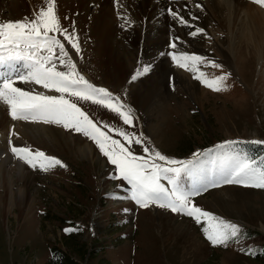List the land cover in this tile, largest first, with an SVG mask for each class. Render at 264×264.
Returning <instances> with one entry per match:
<instances>
[{
    "label": "rangeland",
    "instance_id": "1",
    "mask_svg": "<svg viewBox=\"0 0 264 264\" xmlns=\"http://www.w3.org/2000/svg\"><path fill=\"white\" fill-rule=\"evenodd\" d=\"M139 1L135 0V4ZM186 2L189 6H178L174 10L178 9L191 27L182 26L168 14L169 19L163 25L169 31L179 27L184 35L176 41L175 48H170L175 36L165 33L166 42L147 53L148 56L156 55L163 60L162 63L151 64L150 71L134 82L129 81L137 69L135 34L131 25L121 27L124 22L116 23V37L126 46L130 62H133L125 85L107 79L105 72L85 56L90 39L84 34L79 35L75 29L79 55L63 36L58 35L57 38L69 50L76 70L93 85L104 87L120 97L122 103L131 109L133 125H124L118 114L90 101H77V105L102 130L107 131L103 129V124L107 123L136 135L142 134L150 147L176 160L190 159L193 153H207L209 149L216 152L215 145L224 141L237 143L230 149L219 151L246 153L253 159L264 158V144L251 143L264 141V36L258 42L259 46L256 44L261 50L259 59V53L254 52L251 44L236 41L234 49L239 50L231 55L230 66L226 67L220 63L223 56L214 47L215 41L205 35L204 29L210 31L222 47L227 45L226 31L214 21L207 6L196 0ZM261 9L264 14V7ZM91 14L89 11L88 18ZM26 17L33 16L22 15L18 19ZM88 22L89 19L83 33H88ZM72 24L71 21L69 27ZM197 27L203 32L189 35ZM261 31L264 34V19ZM249 51L252 52L249 54ZM168 52L205 59L194 65L197 72H193L191 62L189 68H181L167 55ZM142 57L139 56V61L143 60ZM208 60L221 67H214ZM56 64L58 70H65L58 61ZM163 65L170 70L159 72ZM171 69L184 75L173 74ZM198 73H204L209 80L224 73L228 75L221 90L214 91L194 78ZM156 78H159V88H141L146 80ZM195 90L198 99L194 101L190 93ZM52 91V95H59ZM135 93L146 97L145 108L134 102ZM7 115L13 123H44L13 119L9 113ZM55 125L65 138L64 151L54 149L52 145L43 148L35 142L20 146L32 151L41 150L66 165L54 166L47 171L38 166L30 167L12 153L11 146H18L19 134L13 129L4 134L6 143L0 146V163L8 152L12 161L26 165L31 180L26 185L27 200L23 207L15 197L25 184L14 180L11 188L13 201L9 204L7 191L0 182V264H264V189L235 183L220 184L192 198L198 207L218 220L239 226L237 237L214 246L204 235L203 220L197 224L187 215L173 213L155 204L142 208L128 199L126 182L109 178L110 173L114 174L115 166L100 153L94 141L82 132L65 129L62 124ZM110 134L122 139L114 132ZM75 137H81L88 144L92 151L90 158L80 156ZM134 152L144 155L138 145H134ZM210 159L208 154L202 156L199 167H206ZM14 170V164L7 165V174L14 176ZM162 182L166 184V181ZM180 182L187 185L190 177L182 174ZM65 228L78 230L66 233Z\"/></svg>",
    "mask_w": 264,
    "mask_h": 264
},
{
    "label": "snow or ice",
    "instance_id": "2",
    "mask_svg": "<svg viewBox=\"0 0 264 264\" xmlns=\"http://www.w3.org/2000/svg\"><path fill=\"white\" fill-rule=\"evenodd\" d=\"M264 7V0H253ZM46 7H40L33 13L32 18L23 20H5L0 22V101L8 106L9 115L13 119L43 121L44 123L62 124L65 129H74L89 137L100 153L114 165V174L110 179H122L126 182L128 199L139 207L155 204L176 214L187 215L197 224L203 220L204 235L212 245L224 244L230 238L237 237L239 226L234 223L217 219L208 211L198 207L193 197L220 184H239L245 187L264 189V158L253 159L246 153L219 151L230 149L236 141H224L215 145L207 153H193L190 159L176 160L163 155L145 142L143 135L126 131L123 127H114L107 123L103 129L97 126L89 116L78 107L77 101L92 102L118 114L124 125H133L131 109L122 103L104 87L90 83L81 75L73 63L64 43L57 38L63 36L71 49L80 54V47L75 31L74 22L71 31L63 28L56 12L55 0H45ZM119 7V5H117ZM199 6V5H197ZM168 14L182 26H188L180 11L171 5ZM191 15V13H189ZM118 19H123L121 27L131 24L130 18L117 13ZM67 17H65L66 19ZM195 19V17H193ZM203 32L197 27L189 35L196 36ZM179 37H173L170 48H175ZM58 52V55H54ZM163 55V54H162ZM172 61L181 68H189L197 72L195 64L205 58L187 53L168 52ZM65 70H58L56 62ZM214 67H221L208 60ZM150 65L138 66L130 77L129 82L150 71ZM227 73L207 79L204 73L194 76L201 84L219 91ZM15 81L34 82L44 89L54 90L59 95H48L26 91L15 85ZM116 133L122 139L114 138L110 133ZM254 144H264V141H252ZM134 145L142 148L144 155L134 152ZM11 146V141H10ZM12 153L30 167L37 166L44 171L54 166L66 167L58 158L46 155L41 150H30L29 147L11 146ZM211 156L206 167H199L201 157ZM182 174L190 177V183L182 184ZM162 181H166V184ZM122 186V185H121ZM124 211H128L125 209ZM78 230L65 228L66 233ZM250 251V250H249ZM250 254H254L251 253Z\"/></svg>",
    "mask_w": 264,
    "mask_h": 264
},
{
    "label": "bare ground",
    "instance_id": "3",
    "mask_svg": "<svg viewBox=\"0 0 264 264\" xmlns=\"http://www.w3.org/2000/svg\"><path fill=\"white\" fill-rule=\"evenodd\" d=\"M196 2L204 7L207 6L214 21L221 24L226 31L227 45L226 47H222L221 43L214 39L212 33L204 29L205 35L215 41L214 47L218 48L223 56L221 64L226 67L230 66L231 55H234V52L239 50V48L234 49L236 41H239L240 44L242 42L251 44L254 52L257 50L259 53L258 59L261 57L260 47L257 48L256 44L258 45V42L263 40L264 34L261 31V25L264 14L259 5L255 4L253 0H249L248 2L247 0H196ZM55 3L61 26L70 31L71 29L69 28L71 27H69V24L72 21V23L74 22L75 29L78 30V34H84L86 39H90L85 56L105 72V76L108 77L107 79L123 83L124 85L127 83L133 62H130V53L126 49V46L122 45L116 37V33L118 32L116 23L124 22L123 19H118V11L121 16L126 15L130 18V25L135 34V52L138 55L135 67L139 66L143 68L144 64L162 63L163 60L161 61L155 54V57H153V55L148 56L147 53L149 49L161 47L166 42L167 37L165 33L172 34L180 39L184 35L182 29L179 27H175L172 31H169L163 25L164 21L169 19L167 13L168 7L171 5L175 9L178 6H189L186 0H178L177 3L173 0H140L137 4H135V0H55ZM40 7H46L45 0H0V19L4 21L8 18L16 20L22 15L31 17ZM92 7L93 10H91ZM89 11H92L90 18H88ZM65 17L67 18L65 19ZM87 19H89L87 23L89 24L88 33H83ZM251 52L249 51V54ZM139 56H145L146 59L144 60L142 57L143 60L139 61ZM169 70L165 65L159 68V72ZM171 72L173 74L177 73L179 76L184 75L172 69ZM157 80L159 78L146 80L147 82L142 84L141 88H159ZM15 85L26 91H33L34 94H53L52 90L44 89L41 85H36L34 82L15 81ZM196 90L190 93V98L194 101L198 99V92ZM133 99L137 106H140L142 109L146 107V97L135 93ZM7 113H9L8 106L0 101V146L6 143L4 134L13 129L14 133L19 134V139H16L17 147L35 142L42 145L43 148L44 145H47V147L48 145H52L54 149L65 150V138L61 129L55 127V124L41 122V124H34L22 121L13 123ZM80 138L75 137L74 139V141H77L78 153L83 159L90 158L92 151L88 144ZM2 151L4 152V150ZM8 164H14V176L6 173ZM0 175V182H2L7 191V202L9 204L13 201L14 193L12 194L11 188L14 180L25 184L24 188L16 192L17 198L15 197L19 206L23 207L27 200L26 185L31 180V174L27 171L26 165L19 161H12L10 154L6 152L3 161L0 163ZM262 227L264 228V225Z\"/></svg>",
    "mask_w": 264,
    "mask_h": 264
}]
</instances>
